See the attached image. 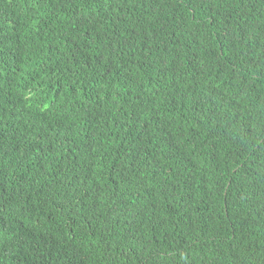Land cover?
Here are the masks:
<instances>
[{"label": "trees", "instance_id": "16d2710c", "mask_svg": "<svg viewBox=\"0 0 264 264\" xmlns=\"http://www.w3.org/2000/svg\"><path fill=\"white\" fill-rule=\"evenodd\" d=\"M0 264H264V0H0Z\"/></svg>", "mask_w": 264, "mask_h": 264}]
</instances>
